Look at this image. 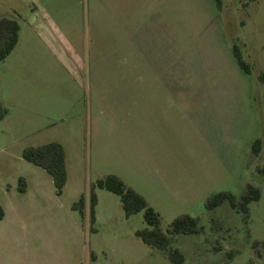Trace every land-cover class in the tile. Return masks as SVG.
<instances>
[{
  "label": "rangeland",
  "instance_id": "1",
  "mask_svg": "<svg viewBox=\"0 0 264 264\" xmlns=\"http://www.w3.org/2000/svg\"><path fill=\"white\" fill-rule=\"evenodd\" d=\"M4 15L19 20L22 43L0 63V75L16 71L0 92L9 109L0 120V203L18 173L50 178L23 159L25 147L59 141L73 166L63 204L44 199L28 223L35 250L16 241L0 264H264V0H0ZM162 68L193 88L179 96L210 104L201 123L183 116L190 101L180 99L163 107L168 123L154 117L141 128L138 74L158 84ZM110 174L146 198L164 232L180 216L197 219V233L171 235L183 262L138 237L144 211L127 217L112 191L96 187L94 222L89 201L84 219L66 209ZM251 187L260 199L244 210ZM219 192L239 206L208 208Z\"/></svg>",
  "mask_w": 264,
  "mask_h": 264
},
{
  "label": "trees",
  "instance_id": "2",
  "mask_svg": "<svg viewBox=\"0 0 264 264\" xmlns=\"http://www.w3.org/2000/svg\"><path fill=\"white\" fill-rule=\"evenodd\" d=\"M20 29V22L15 17L7 15L0 17V63L3 62L17 46ZM233 53L240 67L246 72H250V67L244 60L241 49L237 44L233 47ZM8 113V107L0 100V120L5 118ZM257 144H259V141L255 142V152L259 151ZM22 155L25 160L44 168L52 176L57 195H61L64 192L68 181V169L66 164L67 151L61 142L52 141L38 146H28L24 148ZM96 187L104 188L118 194L127 217L137 212L144 211V218L148 227L138 230L136 233L137 236L148 245L163 251H168L173 262H183V254L178 249L171 248V235L197 233L199 231V226L195 217L190 215L180 216L172 223L168 231L164 232L161 228L160 214L148 203L146 198L133 188L128 187L119 176L110 174L104 178L98 179L90 186L88 192H84L79 200L72 204V208L78 211L84 219L86 217V205L89 201L91 204L90 214L92 222L95 221V207L98 201L95 191ZM26 188L27 182L25 178L21 177L19 179L18 189L24 192ZM259 199V189L251 187L243 196L240 207L247 210L250 202ZM225 200H229L234 208L239 206L235 196L229 192H219L215 194L209 199L207 206L213 209L222 204ZM4 214L5 212L0 206V218H3Z\"/></svg>",
  "mask_w": 264,
  "mask_h": 264
},
{
  "label": "crops",
  "instance_id": "3",
  "mask_svg": "<svg viewBox=\"0 0 264 264\" xmlns=\"http://www.w3.org/2000/svg\"><path fill=\"white\" fill-rule=\"evenodd\" d=\"M21 43L22 40L20 39L15 49L6 59H10V57L13 56L16 49L21 45ZM162 59L164 60V55L160 56V60ZM8 70H10L9 67ZM6 72L7 71L4 70L0 75V79L1 77L3 79V83H0V92L4 90V87L6 85L12 84L11 74L16 73L15 69H11L8 72V73L11 72L9 75H7L8 73ZM177 75H178V69L176 70V81H177ZM153 76L157 80L159 79L158 84H147L146 71L145 72L140 71L138 74L139 84L137 87V93H138L137 105L140 110L139 121L142 129H144V127L147 128V126L150 123L153 124L152 118L154 117H156L157 119L159 118V120L164 119L162 122L168 123L169 120L172 119L173 115L172 112L169 111L170 107L167 110H164L163 107L165 105L172 106L173 103L177 104L178 100L180 99L181 100L185 99L190 101V106L184 105V108L182 109L183 116L190 117L193 120L198 121L199 123H201L202 118L204 120L206 114L205 110L211 109L210 104L208 102L199 101V103L196 104L193 101L194 98H192V96H179V93L186 94L192 92L193 88L185 87V86L180 87L176 83V81H173V78L171 76L167 75V71L164 68L160 70H155L153 72ZM160 81L165 83L161 84ZM0 100L3 102L4 105L5 103H7V101L4 99V97H1V95H0ZM8 115L9 113L7 114V116ZM162 122L161 125L163 124ZM154 131H156V127ZM159 134L163 136L169 133L165 130L163 134L162 131H159ZM17 153L18 152H16V154ZM19 154L20 153H18V155ZM66 164L69 175L73 165H72V160H70L69 158L68 151L66 157ZM23 166L28 169H34L31 168V166H28V164L26 163H24ZM31 171L36 175L30 177L18 173L16 179H13L11 183L6 182V186L4 188V199L0 203V206L3 208L5 212L4 217L0 218V260H2L5 257V254H7L1 252H9V251L11 252V250H14V247L16 246L15 245L16 241L21 242L25 246L27 253H29V250L30 251L35 250L36 246L33 245L35 228L34 226H29L28 223H31L34 211L39 208V207L37 208L38 204L40 206H43L44 199L46 200V202L48 200L52 203L61 202V204H63V199H64L63 197L65 195V191L67 189L68 183L65 186L64 192L61 195H57L55 192L53 178L50 174H49L50 178H48L41 170L34 169ZM21 177H24L27 182V188L26 191L24 192L18 189L19 179ZM82 193H83L82 191H78L77 195L80 197ZM77 195L75 196L73 195V199H71L72 201L66 204V209L73 213L77 212L72 208V204L79 199ZM74 224H77V226H79L82 223L80 222V220L77 221V219H75ZM36 232L38 237L42 235L41 232L39 231ZM42 257L43 256L37 255V259L39 261L42 260L41 259ZM6 258H9V255ZM41 262L42 264L45 263L44 260H42Z\"/></svg>",
  "mask_w": 264,
  "mask_h": 264
}]
</instances>
